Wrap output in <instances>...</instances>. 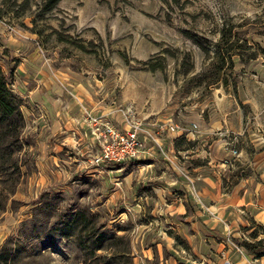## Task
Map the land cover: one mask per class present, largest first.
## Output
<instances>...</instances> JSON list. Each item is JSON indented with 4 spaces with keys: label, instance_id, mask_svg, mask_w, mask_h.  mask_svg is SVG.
<instances>
[{
    "label": "rangeland",
    "instance_id": "374dc122",
    "mask_svg": "<svg viewBox=\"0 0 264 264\" xmlns=\"http://www.w3.org/2000/svg\"><path fill=\"white\" fill-rule=\"evenodd\" d=\"M44 1L0 0V66L11 89L16 57L27 48L63 88L116 106L127 126L118 132L135 120L154 130L163 121L184 127L205 119L227 94L246 101L260 131L264 0H60L48 11ZM128 106L133 113H125ZM24 128L25 121L17 165L0 162V264H160L141 258L150 241L143 226L123 214L114 220L120 203H105L109 186L101 176L41 179ZM139 157L121 163V173L145 169ZM262 235L251 225L237 239L227 233L225 242L241 248ZM257 250L264 251V240Z\"/></svg>",
    "mask_w": 264,
    "mask_h": 264
},
{
    "label": "crops",
    "instance_id": "0c3cea01",
    "mask_svg": "<svg viewBox=\"0 0 264 264\" xmlns=\"http://www.w3.org/2000/svg\"><path fill=\"white\" fill-rule=\"evenodd\" d=\"M12 45L4 47L14 51ZM20 51L12 90L22 99L23 135L33 137L41 179L101 176L103 187L109 186L105 203H120L122 213L114 220L123 214L150 237L141 258L158 257L160 264H264V255L225 242L227 233L237 239L251 225H264V124L255 131L245 100L227 94L205 119L176 125L177 132H158L164 152L151 141L140 155L145 169L123 174L122 164L93 162L98 145L91 118L117 129V107L63 88L46 63L35 62L27 48ZM182 141L188 146H175Z\"/></svg>",
    "mask_w": 264,
    "mask_h": 264
},
{
    "label": "built area",
    "instance_id": "2783aa9c",
    "mask_svg": "<svg viewBox=\"0 0 264 264\" xmlns=\"http://www.w3.org/2000/svg\"><path fill=\"white\" fill-rule=\"evenodd\" d=\"M125 113H133L132 107L128 106ZM95 124L94 134L97 140L98 152L93 162L104 164H121L129 160L139 158L145 140L152 141L153 144L164 152V148L159 141L158 132H177L178 127L170 121L160 123L154 129H149L140 121H131L129 128L124 132H118L112 125L106 123L98 125L97 119L91 118ZM195 126V125H193ZM143 133L144 135L140 136Z\"/></svg>",
    "mask_w": 264,
    "mask_h": 264
},
{
    "label": "trees",
    "instance_id": "16d2710c",
    "mask_svg": "<svg viewBox=\"0 0 264 264\" xmlns=\"http://www.w3.org/2000/svg\"><path fill=\"white\" fill-rule=\"evenodd\" d=\"M60 0H45L44 10H51ZM22 99L9 87L7 79L0 66V162H10L16 166L14 154L21 147V132L24 126V117L21 111ZM264 234V225H257ZM256 239L257 233L249 234ZM65 236V235H63ZM264 239L256 242L242 241L240 244L252 252L256 257L264 255V251L257 250Z\"/></svg>",
    "mask_w": 264,
    "mask_h": 264
}]
</instances>
